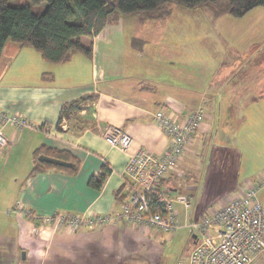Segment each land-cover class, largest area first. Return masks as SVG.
Listing matches in <instances>:
<instances>
[{
    "label": "crops",
    "instance_id": "obj_1",
    "mask_svg": "<svg viewBox=\"0 0 264 264\" xmlns=\"http://www.w3.org/2000/svg\"><path fill=\"white\" fill-rule=\"evenodd\" d=\"M206 9L204 13L228 42L220 43L222 53L214 59L209 52L197 54L198 47L182 53L180 43L177 54H169L170 45L165 43L154 53L146 36L127 35L119 23L105 25L93 37L90 57L72 51L62 63L44 61L30 46L5 43L0 57V111L22 116L29 126L2 128L8 145L0 148V264H138L134 236L148 230L142 233L113 217L120 208L128 155L139 149L159 155L168 144L153 120L157 110L183 118L198 107L203 109L201 127L178 164L182 176L171 179L186 177L188 164L205 153L207 165L197 186L189 184L184 191L190 203L193 192L200 194L194 217L208 205H221L241 193L264 172V168L240 172L243 146L248 144L243 135L247 114L264 112L258 110L264 101V10L252 9L233 19L228 14L214 17ZM241 19L248 22L246 26ZM151 20L160 19L137 16L145 33L158 28L144 26ZM184 64L190 67L188 73L182 71ZM86 94L96 96L80 108L87 126L77 131L63 122L58 129L63 103ZM44 124L49 131L41 128ZM108 126L129 134L126 151L102 138ZM261 140L264 144V136ZM41 145L70 152L79 160L77 170L42 168L31 173L33 151ZM41 154L49 156L45 150ZM103 165L110 172L99 188L91 187L89 178L98 175ZM16 204L29 215L16 211ZM56 213L109 220L84 223L75 230L41 222V217ZM262 254L254 264H264Z\"/></svg>",
    "mask_w": 264,
    "mask_h": 264
},
{
    "label": "built area",
    "instance_id": "obj_2",
    "mask_svg": "<svg viewBox=\"0 0 264 264\" xmlns=\"http://www.w3.org/2000/svg\"><path fill=\"white\" fill-rule=\"evenodd\" d=\"M203 118V109L199 107L183 118L163 109L153 113V120L164 131L168 144L159 155L145 149L128 155L122 171L120 208L114 214V219H122L142 233L149 228L171 233L179 226V212L174 204H181L185 210L191 204L185 192H171L165 180L171 175L182 176L178 172V164L201 127ZM5 124H12L17 129L29 126L22 116L0 111V148L8 145L2 130ZM41 128L49 131L48 124ZM101 136L110 146L123 152L131 141L129 134L117 126H108ZM262 188L264 173L256 176L241 193L233 195L223 204L208 205L198 211L185 224L195 237L192 238L193 245L186 262L178 264H254L264 251V208L258 197ZM153 202L161 205L162 210L153 209ZM14 209L25 215L30 213L20 204H16ZM40 220L54 229L66 225L75 230L84 223L90 225L109 219L104 216L56 213Z\"/></svg>",
    "mask_w": 264,
    "mask_h": 264
},
{
    "label": "trees",
    "instance_id": "obj_3",
    "mask_svg": "<svg viewBox=\"0 0 264 264\" xmlns=\"http://www.w3.org/2000/svg\"><path fill=\"white\" fill-rule=\"evenodd\" d=\"M13 1L0 0V57L5 43L11 41L20 46L32 47L44 61L50 63L65 62L72 51L90 57L93 37L105 25L116 23L122 14H137L142 19H166L171 13V5L176 3L191 8L206 7L211 10L214 17L228 14L240 18L256 7H264V0H226L225 2L220 0H24L21 1L23 3H13ZM81 36L91 41L88 46L82 44ZM95 99L94 94H86L64 102L56 127L61 129L62 123L65 122L69 129L76 128L77 131L84 129L88 121L80 116V108ZM44 150L49 156L65 160L71 165L58 166L38 161V155ZM32 155L31 173L38 172L42 168L74 173L79 166V160L66 150L45 148L41 145ZM109 172L110 169L103 165L98 175L89 178V185L99 188ZM173 177L171 175L165 181L168 182ZM181 178L186 179V177ZM169 188L177 190L178 187L171 184ZM119 200H121L120 195ZM152 208L162 210L161 205L156 202H153Z\"/></svg>",
    "mask_w": 264,
    "mask_h": 264
},
{
    "label": "rangeland",
    "instance_id": "obj_4",
    "mask_svg": "<svg viewBox=\"0 0 264 264\" xmlns=\"http://www.w3.org/2000/svg\"><path fill=\"white\" fill-rule=\"evenodd\" d=\"M21 1L24 0H14L13 3H19ZM225 1L226 0H220V2ZM171 7V13L166 19L157 21L151 20L145 23L144 26H150V28L158 27L150 30L149 33H145L143 25H141L142 23H138L137 14H122L114 24L119 23V25L123 26L124 30H128V33H125L127 35L139 34L146 36L147 39L151 41L149 46L150 51L154 53L156 50H160V44L162 43L170 45L167 46V52L169 54L174 52L177 54L178 51L181 50L182 53L189 54L194 47H198L200 50L197 54L209 52L210 59H214L222 53L220 43L228 45V42H226L224 34L221 33L219 26L213 23L211 18L204 13V11L207 10L206 7L191 8L176 3L172 4ZM254 9L260 11L264 10V7H256ZM231 18L235 19L232 16ZM255 20L257 21V19ZM240 22L245 26L248 23H245L243 19H241ZM80 39L84 46H88L91 42L85 36H81ZM178 43L182 46L181 50L177 48ZM205 43L207 46H205ZM137 44V39H135V48H137ZM195 44H197V46H195ZM160 54L163 55L161 51ZM189 70L190 67L187 64L182 66L183 72L188 73ZM263 104L264 101L262 100L258 110H264ZM247 118V127L243 135L246 141H248V144L246 142L243 146L244 155H242V158L245 157L241 160L240 172L242 174L245 171L248 174L253 173L258 168H264V144L261 140V137L264 136V112L254 113L253 111L247 114ZM204 158L205 153H202L198 158L195 157V159L188 164V168H186V177L190 175L189 178H175L173 181H169L170 184L178 187L173 193L187 192L189 184L197 186L201 173H204L206 169L207 160H204ZM199 196V193L195 195V192H193V198L190 203L191 206L186 211L181 204H174L179 212L177 217L179 226L173 232L169 233L158 231L155 228H149L145 235L137 234L134 236L135 246L133 250L138 264H148L146 262L148 259H154L156 261L151 264H178V262H186L193 245V239L190 228L185 224L188 223L190 219H193ZM258 197L264 208V188L260 189ZM185 213H187L188 218H185Z\"/></svg>",
    "mask_w": 264,
    "mask_h": 264
},
{
    "label": "water",
    "instance_id": "obj_5",
    "mask_svg": "<svg viewBox=\"0 0 264 264\" xmlns=\"http://www.w3.org/2000/svg\"><path fill=\"white\" fill-rule=\"evenodd\" d=\"M38 160L42 161V162H47L50 164L58 165V166H69V165H71V163H69L65 160H62V159H59V158H56L53 156H47L44 154L39 155ZM191 236H192V238L195 237L194 234Z\"/></svg>",
    "mask_w": 264,
    "mask_h": 264
}]
</instances>
